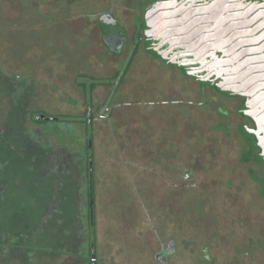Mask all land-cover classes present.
I'll use <instances>...</instances> for the list:
<instances>
[{"label": "rangeland", "instance_id": "1", "mask_svg": "<svg viewBox=\"0 0 264 264\" xmlns=\"http://www.w3.org/2000/svg\"><path fill=\"white\" fill-rule=\"evenodd\" d=\"M55 1L0 0V264H90V188L96 264H220L236 147L213 131L215 107L238 102L207 90L201 112L195 80L140 55L109 97L123 64L83 15L128 2Z\"/></svg>", "mask_w": 264, "mask_h": 264}, {"label": "flooded vegetation", "instance_id": "2", "mask_svg": "<svg viewBox=\"0 0 264 264\" xmlns=\"http://www.w3.org/2000/svg\"><path fill=\"white\" fill-rule=\"evenodd\" d=\"M66 1L70 0H56L55 2ZM121 1L128 2V7L127 5L116 9L108 7L98 13L83 15L87 23L83 26L85 32L89 33L93 29L97 31L103 54L113 58L117 63H122L123 66L133 64L139 55L142 56L141 59L146 58L150 60L149 62L165 65H170V61L185 58L173 55L169 51L173 45H182V42H184L182 46H189L191 39L184 41V38L182 41L173 39L175 37H170V35L173 34V30L177 33L176 29L186 28L188 21L182 23V26L176 24L171 32L167 27L159 30V26L167 20L180 22L189 14L190 5L196 0ZM163 31L165 34L162 33ZM205 35V33L202 34V36ZM199 38L200 36H197L195 41ZM202 44H204L203 40L201 46ZM167 47L169 51L158 52ZM188 79L191 78L188 77ZM195 82L200 99L196 105L201 112L207 111L209 98H206L207 90H211L214 98L238 102V106L232 113L227 109L228 106H222L224 102H219L215 107L218 121L213 131H220L223 135L222 140H229L236 147L234 150L236 155L232 158L230 156L227 168L231 173L227 186L233 187L235 210L232 211L231 220L228 219L225 223H221L227 230L219 237L221 240L217 238V245L223 246L221 249L223 253L219 259L220 264H264V121H261L264 119V111L258 113L255 111L256 108L245 110V98L226 95L217 91L213 85L200 86L199 82ZM115 92L116 88L110 91L109 97H112ZM192 104L186 101L185 106L189 108ZM105 110H108L107 107ZM90 113V126L92 127L91 120L96 117V114L91 111V108ZM174 142H172V147L175 149ZM184 173L186 180H190L191 170H185ZM171 242L175 247L174 241ZM213 246L215 244L211 240L201 247V255H204L206 261H210L209 254ZM160 250V252L164 251L162 248ZM96 263V260L94 263L90 262V264Z\"/></svg>", "mask_w": 264, "mask_h": 264}, {"label": "water", "instance_id": "3", "mask_svg": "<svg viewBox=\"0 0 264 264\" xmlns=\"http://www.w3.org/2000/svg\"><path fill=\"white\" fill-rule=\"evenodd\" d=\"M212 0H196L191 3V11L176 24L188 21L184 29L172 31L170 37L188 41L175 44L169 51L158 50L159 53L169 51L173 55L183 56L184 59L170 61L172 67L178 68L183 75L202 85H213L217 91L230 96L246 99L245 110L255 109L264 111V0H228L223 12H214L206 6ZM203 8L202 12L195 11ZM174 22V21H173ZM173 24V25H176ZM171 32V30H168ZM188 32L189 34H185ZM153 33V32H152ZM206 34L202 36V34ZM200 36L195 41L196 37ZM187 37V38H186ZM203 43H202V40ZM126 65L123 66L115 80L117 86ZM115 89V88H114ZM89 110V107L87 108ZM37 120L58 121L62 118L38 114ZM90 116L87 112V152L89 170L92 163V143ZM261 121H264L262 119ZM91 180V171H90ZM89 222H90V262H95L94 256V225L92 191L89 193ZM172 252L168 249L156 254L155 258L165 261Z\"/></svg>", "mask_w": 264, "mask_h": 264}, {"label": "bare ground", "instance_id": "4", "mask_svg": "<svg viewBox=\"0 0 264 264\" xmlns=\"http://www.w3.org/2000/svg\"><path fill=\"white\" fill-rule=\"evenodd\" d=\"M227 2H228V0H212L211 2H209L207 4L206 8L211 10V11H213V12H214L215 8H218V9H216L217 13L218 12H223L224 8L227 6ZM203 10H204L203 8H200V9H196L195 11L202 12ZM160 18H162V16ZM159 19H157V21ZM173 24H176V23L173 22V21L167 20L162 25L159 26V30L160 29H165L166 27L169 30H173V27H175V25H173ZM162 33L165 34V31H163ZM164 34H162V35H164Z\"/></svg>", "mask_w": 264, "mask_h": 264}, {"label": "trees", "instance_id": "5", "mask_svg": "<svg viewBox=\"0 0 264 264\" xmlns=\"http://www.w3.org/2000/svg\"><path fill=\"white\" fill-rule=\"evenodd\" d=\"M128 67V65H126V67H125V69H124V71H123V74H122V76L124 75V73H125V71H126V68ZM122 70V69H121ZM121 70H120V72H121ZM120 72H119V74H120ZM119 74L117 75V77L119 76ZM122 76H121V78H122ZM117 77H116V79H117ZM121 78H120V80H121ZM115 79V80H116ZM119 80V81H120ZM114 83H115V81H114ZM119 83V82H118ZM113 86H114V84H113ZM86 108H88L89 107V110H87L86 109V111H85V118H84V122H86V126H87V121L85 120L86 119V116H87V112H89V116L91 115V113H90V100H89V98H87L86 99ZM56 118H58V117H56ZM90 120V119H89ZM58 121H64V122H66V119H60V120H58ZM87 144V143H86ZM88 153V152H87ZM89 261H90V259H89Z\"/></svg>", "mask_w": 264, "mask_h": 264}]
</instances>
